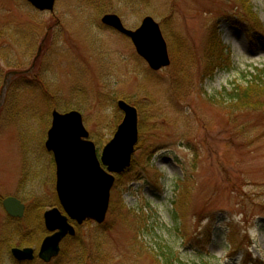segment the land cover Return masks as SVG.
I'll return each instance as SVG.
<instances>
[{
	"label": "rangeland",
	"instance_id": "1",
	"mask_svg": "<svg viewBox=\"0 0 264 264\" xmlns=\"http://www.w3.org/2000/svg\"><path fill=\"white\" fill-rule=\"evenodd\" d=\"M106 14L129 30L151 17L169 67L152 72L101 24ZM212 36L223 62L205 75ZM255 69H264V0H55L51 13L0 0V264H16L11 248L37 254L43 214L59 208L44 149L52 111L80 113L99 156L122 121L118 101L137 110L138 142L105 222L77 228L87 251L99 249L86 259L161 264L164 249L182 264H264V107L226 102ZM8 197L26 207L22 220L5 213ZM11 230L33 243L9 241ZM71 248L52 264H74Z\"/></svg>",
	"mask_w": 264,
	"mask_h": 264
},
{
	"label": "water",
	"instance_id": "2",
	"mask_svg": "<svg viewBox=\"0 0 264 264\" xmlns=\"http://www.w3.org/2000/svg\"><path fill=\"white\" fill-rule=\"evenodd\" d=\"M24 1L36 11L49 13L53 12L55 4V0ZM101 24L130 40L137 56L152 72L169 67L167 44L159 25L151 17H145L135 30L125 28L114 14L104 15ZM117 108L123 115L122 121L99 157L95 145L89 141L80 113L61 114L56 110L51 113L44 147L54 160L55 192L60 209L55 207L43 214V225L50 235L41 242L37 258L45 264L58 257L64 239L76 236L74 225L104 223L115 176L124 174L131 165L138 142V113L124 101H118ZM2 207L11 218L24 216L25 206L15 198L3 200ZM10 253L18 263L35 259L31 248H13Z\"/></svg>",
	"mask_w": 264,
	"mask_h": 264
},
{
	"label": "trees",
	"instance_id": "3",
	"mask_svg": "<svg viewBox=\"0 0 264 264\" xmlns=\"http://www.w3.org/2000/svg\"><path fill=\"white\" fill-rule=\"evenodd\" d=\"M212 37L215 38V36ZM212 40L213 42L209 44L210 59L208 58L209 60L207 61V67L205 68V75H209L210 73L212 74L214 66L217 65L219 67L223 62V60H220L221 59L220 57L223 55L222 51L224 52L225 49L222 48L221 51L218 52V49L220 47L219 40L218 38ZM211 52L214 53V55H212ZM248 75L250 80L245 83V87H235L231 89V91L227 94L226 102L232 103L231 104L232 109L238 110L244 108L246 109V111H258L264 107L262 103V100L264 98V69H255L254 73ZM118 180L119 178L117 177L116 183L118 182ZM7 237L9 238V241L12 237H15V239L21 237L20 241H22V243L24 241H27L24 242L27 244L33 243L32 240H27L26 234L24 235L20 234V230H11V233L9 232ZM69 245H72L71 251L72 250L78 251V253L76 254L77 257L75 259L74 264H99V263L103 264L104 259H102L101 257L100 258L89 257L86 259V256L89 255L93 256L95 254L98 255L99 253L98 246L94 244L93 248L87 251L86 244L77 236L75 238H68L64 241L63 249L61 250L62 253H60V256L64 254V251H66L65 248L66 247L68 248ZM160 253L161 254L159 258L161 260V264H182V262L179 261L170 250L162 249V252ZM60 256L54 262L58 261L60 259ZM21 264H42V263L35 261L32 263H21ZM193 264H208V263L201 261L199 263H193Z\"/></svg>",
	"mask_w": 264,
	"mask_h": 264
}]
</instances>
